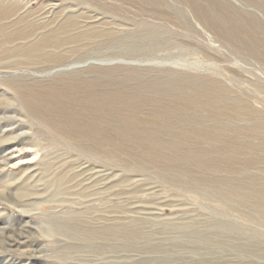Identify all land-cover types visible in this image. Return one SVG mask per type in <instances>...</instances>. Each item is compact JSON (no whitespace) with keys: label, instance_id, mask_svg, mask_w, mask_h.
I'll list each match as a JSON object with an SVG mask.
<instances>
[{"label":"rangeland","instance_id":"1","mask_svg":"<svg viewBox=\"0 0 264 264\" xmlns=\"http://www.w3.org/2000/svg\"><path fill=\"white\" fill-rule=\"evenodd\" d=\"M23 1L27 5L9 22L27 11L34 13L31 22L47 28L4 50L40 40L68 15L89 18L79 19L66 36L91 28L116 34L49 49L44 54L55 55L53 62L9 52L10 66L0 67V105L23 108L22 86L44 92L86 83L80 87L94 95L149 98L138 113L151 128L164 124L167 134L220 129L217 138L187 131L180 144L166 136L161 155L170 160L164 166L143 149L103 144L87 152L82 138L67 139L69 146L34 114L2 108L0 118H8L0 119V163L3 157L8 162L0 164V193L25 192L15 185L26 183L35 194L24 207L1 197L0 214L27 225L24 237L38 248L34 264H264V0ZM193 6L205 8L213 20L194 14ZM62 54L64 59L57 57ZM105 57L116 63L105 65L99 60ZM60 75L75 83L64 84ZM83 191L98 194L84 199ZM93 209L81 218L71 214ZM82 218L102 219L88 225ZM125 221L145 227L147 239L134 246L117 239V253L69 248L86 242L93 227L123 231ZM17 248L16 257L27 260V247ZM10 258L2 253L0 264Z\"/></svg>","mask_w":264,"mask_h":264},{"label":"bare ground","instance_id":"2","mask_svg":"<svg viewBox=\"0 0 264 264\" xmlns=\"http://www.w3.org/2000/svg\"><path fill=\"white\" fill-rule=\"evenodd\" d=\"M116 1L123 2V1H134V0H115V3H116ZM157 2H155V3H157ZM26 5L27 4L24 3L23 0H0V51H3L4 50L3 47H5L7 44H14L18 41L27 40V39L31 38L37 30L47 28L46 24H40V23H38V21L31 22L32 20L30 21L29 17L34 15V13L31 14L30 12H27V11L25 12L24 15L18 16V18H16L11 23L9 22L11 19H13V17L18 12H20L23 8H25ZM109 5H111V4H109ZM118 5H120V3H118ZM56 8H58V7H56ZM64 10L65 9H61L62 12H64ZM192 10H193L192 12L194 14L201 15L203 17V19H205V20H209V21L213 20V17L210 14H208V12L206 13L204 11L205 8L203 10L202 8H200V6L199 7L193 6ZM82 18H86V20H87V18H89V16L88 15H81V16L68 15L67 19L60 25L59 28H57L56 30H53V31L46 30L47 32L48 31L49 32L44 34L40 38V40H38L36 42H31L26 46H19V45L17 46L16 45L14 47V49L4 50V52H2V54L0 55V67H5V66L9 67L10 66V62L6 61V59L10 57L8 55L9 52L15 54L16 57L17 56H20V57L23 56V57H27L28 59L36 58L37 60H48L49 62H53L55 55L51 54V52L48 54H46V53L44 54V52L48 51L49 49H60L66 45L77 44V43H80V42L85 41V40H93V39L102 38V37H106V36H112L115 33V32H106L105 30H104V32H100L98 30L91 28V29H87L85 31H82L81 33L77 34L76 36H66L70 33L71 29L77 28L79 26V23H80L79 19H82ZM90 18H93V17L90 16ZM229 24H231V23H229ZM57 27H58V25H57ZM79 50H78V48H77V50L72 49L73 52H77ZM116 54H118V53H116ZM65 55L66 54L57 55V57L60 59H64ZM12 57H14V56H12ZM111 58H113V59H111ZM114 58L115 57H105V58H101V59L99 58V60L107 61V62H104L105 65L106 64L112 65V63L113 64L116 63L113 61L117 60ZM117 62L119 63L122 61H117ZM94 64H96V62ZM97 64H99V63H97ZM102 64L103 63L101 62V64H99V65L102 66ZM117 64H116V66H117ZM120 66L117 67V69H120V68L124 69ZM109 68H111V66ZM113 68H114V65L112 66L111 69H113ZM78 69H80V68H78ZM99 69L101 70L103 68H99ZM113 72H115V71L113 70ZM63 76L65 77L66 75H63ZM63 76H61V77H63ZM70 76L67 75L66 78H64V77L62 78V80H65L64 84L75 83V81H71L74 79H72ZM80 81H82V80H80ZM81 84H84V83H80L77 85H70V86L69 85H64V86H59V87L54 86L51 89H48V88L43 89L44 92H38V91L34 90V88H32V89L28 88L27 89V88H24V86H22L23 89L21 88V98H19V99L21 100L20 104H22L23 108L17 109L18 107L16 108L12 104H7V105L4 104V105H0V110H2V108L3 109L5 108V109H7V111L10 109L13 111L21 110L24 112H29L30 116H31V113L34 114L35 117L37 116L39 119L41 118L42 120L46 121V123H49L50 126H52L53 130H55L57 136L59 135L58 137L61 140H63L64 144L69 145L68 141L66 142V140L67 139L71 140L73 138L74 139L75 138H82L83 140H85V144H86V142H89V141L92 142L93 141L94 143H92V144H89V143H87V145L83 144L82 148L85 149V151H87V152H98L97 150H100L101 149L100 146L103 144L104 145L109 144L112 147H115V149L121 148L122 150L128 149L131 151L132 150L138 151L139 149L140 150L143 149L145 151V153L144 152L143 153L146 154L145 156L147 158H150L153 161L161 162L164 166L169 164V160H170V159L168 160V159L164 158L161 155L162 152L164 153L165 150L167 151L166 146L168 144L165 145V143H164L167 140V138L165 139V141L163 140L166 136L170 137V139H172V137L176 138V140L178 139V141L176 142V143H178V142H180L179 140H182V138H186L185 135H186L187 131L188 132L189 131H195V132L198 131V133L199 132L200 133H206L211 138H215V137L217 138L219 135L218 132L220 129L217 127L216 128L213 127L214 129L213 128L212 129H204L201 131L197 130L195 128H192V127L191 128L188 127L187 130H183L184 128H179V129L173 128L174 130H170L169 131L170 133L168 132V134H167L166 131H168V130H166L164 127L162 128V126H164V124L162 126H158V127L155 126L156 128L155 127L151 128V126L149 127L147 125L150 123L152 124V122L144 119L145 115H143V117H141L140 114L138 113L137 109L140 107L141 104H145L146 102H149L150 101L149 98H146L140 94H136V95L130 94V95H127L126 97H120L122 95V93L117 94V92L113 93L110 96H105V95H100V94L94 95V94L87 92L85 89H82L83 88L82 86H84L86 83L81 86L82 88L80 87ZM20 85H21V83H20ZM20 85H18L16 87H19ZM33 87H35V86H33ZM165 97H166V95L161 97L160 100H157L158 105L159 104L161 106L163 105L162 102L164 101V99H166ZM4 99L5 98H3V100ZM157 107H159V106H157ZM142 109H143V107H142ZM159 111H161V110H159ZM159 111L157 110V112H159ZM153 113H154V111H153ZM176 113H177V110H176ZM167 116H169V114ZM175 116L177 117V115H175ZM37 117L36 118L32 117V118L37 119ZM6 118H8V117L3 116L0 119H6ZM158 121H160V120L158 119ZM42 124H44V123H42ZM176 126H178V125H176ZM175 128H177V127H175ZM52 135L53 134H51V136ZM55 137H56V135H55ZM170 139L168 140L169 143L172 142V144L174 145L173 147L176 148L178 145H176V143L173 142V141H175V139H173V141ZM178 144H180V143H178ZM180 146L182 147L183 145H180ZM181 149L183 150V148H181ZM171 151L173 152L172 148H171ZM179 152H180V149H179ZM163 155H165V154H163ZM169 157H171V156H169ZM183 157H184V154L182 155L181 159H179V160L182 161ZM185 158H186V155H185ZM173 160L176 161L175 159H173ZM4 162L5 163L8 162V157H3L0 164H3ZM171 163H170V165H171ZM177 163L175 165H177V166L182 165V162H180L181 164L180 163L177 164ZM0 167H1V165H0ZM67 174H69V172H67L64 176L66 177ZM24 182H26V181H24ZM65 184H66V182H61V186L65 185ZM80 184H82V183H80ZM95 184L93 183V185H91L90 187H93ZM15 186L17 187V189L19 188V190L20 189L22 190L25 188L26 191L25 192L22 191L19 193H10V190L4 189L5 191L0 193V198L5 197L8 200H10L12 203H14V205H16L17 207H19V206L24 207L25 205H27L26 201L29 198H31V196H33L35 193L30 190L29 185L27 186L26 183L24 184V186L22 184L21 185L17 184ZM31 187H32V185H31ZM35 187H37V186H35ZM90 187H88V188H90ZM97 194H98V192H94V191L92 193H87V192L84 193V191H83L82 197L84 199H86V197L89 198V196H93V195L95 196ZM59 201L64 202L65 200L61 199ZM24 210H27V209H24ZM95 211H96V209H93L90 211H84L81 213H77V212L73 213L72 212L71 214H73L74 216L80 217L81 215H84L85 213L89 214V213H92ZM0 217L2 218L1 220L3 221V223H5V226L2 227V229H1V230H3V236L0 237V255L4 252H7L9 255H11V258L7 264H34L35 258H37V255L34 252L37 251L38 248L32 247L33 243L30 244L29 241L26 239V237H24L25 227L27 225L22 224L21 221H13V220H10L9 218H5L1 214H0ZM99 219H102V218H98V219L97 218H90V220L82 218L81 220L84 224L90 225V224H93V222H95L97 220L99 221ZM123 223H124L123 228H126L123 231H118L114 228H110L111 230H108V229L104 230L101 228L100 229L97 228V230H96L93 227V230H95V231H89L85 235L86 236V242L79 243V244L73 245L71 247L68 246V247L69 248H75L77 251L81 250L83 252H93V253L94 252L98 253L99 249H103L104 250V251L102 250L103 252H105V249H111L112 253H117V251L120 247V242H116L117 239H119V241H122L123 244L125 243L124 246H129V245L134 246V243L136 240L139 241V240H146L147 239V233L145 231V227L135 226L132 224V222H126L125 221ZM95 225H96V222H95ZM83 235H84V233H83ZM133 241H134V243H133ZM109 243H111L110 246H109ZM123 244H121V245H123ZM160 245H162V244H160ZM21 246L27 247L23 251L24 255L27 256V260H24V259L21 260V257H16L17 255H15V252L18 251V250H16V249H18L17 247L20 248ZM162 248H164V247L162 246ZM145 249H147V248H145ZM24 255H23V257H24ZM80 260L83 261L85 259H80ZM97 264H100V263H97Z\"/></svg>","mask_w":264,"mask_h":264}]
</instances>
